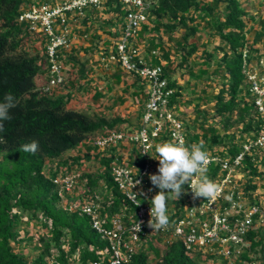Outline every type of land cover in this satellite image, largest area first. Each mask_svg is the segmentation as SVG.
Returning <instances> with one entry per match:
<instances>
[{"label": "trees", "instance_id": "16d2710c", "mask_svg": "<svg viewBox=\"0 0 264 264\" xmlns=\"http://www.w3.org/2000/svg\"><path fill=\"white\" fill-rule=\"evenodd\" d=\"M28 1L0 0V101L9 93L16 101V107L9 111L11 119L4 121V129L0 131V264H50L52 259L66 264L68 258H72L77 251L82 264L104 260L106 256L102 257L100 253L106 251L107 242L100 239L91 228L87 216L78 211L68 212L58 205L59 197L52 179L60 169L68 173L72 165L80 168L85 161L97 158L100 163L98 173H84L81 178L86 181L90 192H94L97 187L112 192L110 204L107 205L109 200L103 202L101 213L111 214L118 212L123 205L129 206L110 175L109 163L112 156L101 157L99 153L92 154L89 150L78 152L72 157L65 156L69 151L82 146L92 134L115 129L123 121L118 117L90 118L81 111L67 108L70 93L53 95L54 90L42 93L45 85L37 90L35 77L45 64L44 54L42 52L40 58L21 50L23 36L27 34L32 38L33 35L18 21L21 10ZM112 2H105L103 7L120 21L121 6ZM149 14L159 21L165 33L182 31L177 47L180 55L177 65L186 69L190 67V58L198 50V43L192 39L199 33L198 24L206 23L212 18L211 28L217 37L215 52H206L204 72L200 75L208 73L211 62L215 65L214 72L220 73L221 86L213 98L214 112L211 117L222 119V133H211L206 144L199 139L195 141L194 136L190 140L187 138V141L203 144L204 150L205 146L213 149L228 139L232 142V122L244 121L249 113L256 115L254 104L250 102V83L246 81L244 71L253 62L257 64L262 56L255 47L246 48L247 11L240 5L239 0H156L150 7ZM146 26L147 24L144 28ZM216 53H220V57ZM39 60L41 64L38 63ZM168 75V72H164L163 77L167 79L168 87L175 91L169 106L177 109L182 98V89ZM199 78L200 76L197 77ZM239 106L243 110L238 111L236 118L230 120ZM262 124V120L252 122L249 119L239 133L252 132L257 136ZM202 137L206 138L205 135ZM33 140L39 145L35 153L21 150L22 145ZM132 151L131 161L141 169L145 159L137 150ZM238 151L239 148L233 141L229 153L234 155ZM258 162L264 165V150ZM244 169L248 172L245 192L254 191L252 180L259 173L252 157L245 158ZM218 170L219 166L212 164L207 175L210 178L215 177ZM183 188L185 192V186ZM84 193L86 191L82 195ZM188 196L189 191L179 198L176 208L181 210ZM128 209L131 212L134 208L129 206ZM24 219L26 223H37L44 231L38 235L37 242H34L40 252L29 261L21 249L14 251L16 245L20 247L25 242L28 243V234L20 229ZM246 238L251 242L250 252L255 253V248L264 244V230L250 232ZM63 246H67V250ZM249 254L243 253L238 262L250 264ZM200 261L199 255H187L179 242H173L154 261L149 260L144 251H140L128 264H201Z\"/></svg>", "mask_w": 264, "mask_h": 264}, {"label": "built area", "instance_id": "2783aa9c", "mask_svg": "<svg viewBox=\"0 0 264 264\" xmlns=\"http://www.w3.org/2000/svg\"><path fill=\"white\" fill-rule=\"evenodd\" d=\"M107 1L121 6L120 22L116 27L119 33L113 41L112 50L106 51L101 60L108 64H118L126 73L144 82L145 99L140 124L135 131L126 133L116 129L106 130L87 139L80 146L84 147L81 152L87 148L90 152L99 153L101 157H113L109 163L110 175L118 192L134 208L133 211L128 212L129 206L123 205L118 212L102 214V204L111 199L112 192L101 187L94 192L88 191L87 187L83 188L82 172L76 166L74 169L71 167L68 173L60 169L52 179L60 202L65 199V207L62 208L87 216L91 228L100 239L107 242L106 251L100 253V256L106 258L86 264H128L140 251L154 259L161 257L173 242H179L187 255H199L207 261L218 258L237 262L243 253L249 252L250 264H264V244L252 253L251 242L246 238L250 232L264 230V207L254 191L245 192L246 184L240 188L238 183L243 177L239 171L243 170L248 178V172L244 169L245 158L252 157L257 167L264 150V64L261 58L257 64L253 62L244 71L245 79L250 83L248 90L255 116L263 122L261 131L257 136L252 132H247V136H239V151L235 155H227L228 146L221 148L218 153H208L207 174L209 166H219L215 177L208 176L220 187L217 197L194 199L189 185L185 184V192L189 191L190 194L186 204L181 210H168L170 226L157 231L148 227L150 203L155 195L148 179V174L153 171V151L156 145L163 142L190 145L179 114L175 107L169 106L175 91L168 87L162 66L149 62L150 56L157 57L158 52L152 50L147 56L140 46L139 34L149 22V9L156 0H58L52 3H33L28 9L23 8L18 21L33 35V39L42 43L46 84L41 92L48 93L65 82L61 57L70 45L71 18L79 17L88 8L100 9ZM257 66L262 70L253 69ZM127 145L130 148L123 157L120 150H125ZM133 149L145 159L141 169L130 160ZM258 152L261 155L256 156ZM109 204L110 200L107 202ZM138 223L141 225L140 231H137ZM63 247L65 249L66 246ZM50 264L62 263L52 259ZM66 264H82L79 252L68 258Z\"/></svg>", "mask_w": 264, "mask_h": 264}, {"label": "rangeland", "instance_id": "374dc122", "mask_svg": "<svg viewBox=\"0 0 264 264\" xmlns=\"http://www.w3.org/2000/svg\"><path fill=\"white\" fill-rule=\"evenodd\" d=\"M38 1L40 3H52L58 0H29L25 3L24 8L28 9L32 3ZM239 3L247 11L245 19L247 23L245 28L246 48L255 47L259 51V54H261V61L264 64V0H239ZM212 21L210 17L206 22L207 24H198L199 33L192 38L198 43V50L196 55L190 58L189 62L191 64L188 69L185 67L180 68L177 65V62L180 60L177 47L180 44L181 30L167 34L162 30L159 21L154 20V17L151 15L147 26L144 28L146 31L140 43L147 56H149L152 50L158 52L159 58L164 62L162 68L165 72H168V76L172 80L181 86L182 98L176 111L184 124L187 138L190 140V137L194 136L195 141L199 139L204 144L207 143V138L211 133L215 131L222 133L223 123L221 118L211 117L214 112L213 98L218 93L222 81L220 73L214 72V62H211V69L208 70L207 74L200 75L201 72H204L206 52H215L214 47L217 37L215 36L216 32L211 28ZM118 22V17L107 12L104 7L97 10L88 8L79 17L75 16L71 18L70 45L63 51V56L61 57L64 66L65 82L58 86V88H55L52 94L62 95L70 93L71 97L67 103V108L81 111L90 118L104 117L111 119L118 117L123 122L117 124L115 129L131 133L140 124L145 99L144 82L126 73L118 64H108L106 61L101 60L102 55L106 51L112 50L111 47L116 38L113 27ZM197 23L199 22L197 21ZM21 41V50L23 49L30 56L38 55V57H42L41 53L43 50L40 41L29 37V35L27 36V34L23 36ZM216 55L220 57V53H216ZM40 62L39 60L38 63L41 64L42 62ZM45 68L44 64L39 74L35 77L37 90L46 83ZM253 69L257 71L263 69L262 72H264V68L261 69L259 66ZM198 76H200L199 79H197ZM52 94L49 95L52 96ZM99 96L101 97L99 98ZM94 98L99 99L96 101ZM242 110V107L239 106L237 111L230 117V120L235 119L238 111L241 112ZM252 115V113H249V116L244 121L232 122L230 132H233L234 138L232 142L234 141L236 146L241 141L239 136H247L246 133L241 134L239 132L244 128L248 120L251 119L252 122L257 121L258 117ZM102 132L94 133L90 137ZM203 134L206 138L202 137L204 136ZM230 140L228 139L222 145L213 147V149L205 146V151L207 153L211 151L218 153L221 148L228 146L226 153L229 155V148L232 147ZM189 143L190 145L194 144ZM124 148L127 150L126 152L125 150H120L123 157L129 151L130 145ZM87 150L86 148L85 151ZM74 154H76V151L73 150L66 153L65 156L72 157ZM92 154L96 153L92 152ZM257 155H261V153L258 152ZM152 157V173H156L158 168L156 149L153 151ZM130 160H132L131 157ZM99 165V160L96 158L92 161H85L80 168L72 165V169L76 166L77 169H80L82 175L84 173L93 175L98 173ZM257 168L259 175L253 178V184L256 185L254 194H256L261 205L264 207V165L257 162ZM239 173L243 174V177L238 181L240 188H243L244 184H246V173L243 170L239 171ZM81 186L83 188L86 187V181L83 179ZM96 189L99 190L100 188L97 187ZM158 191L159 189L154 188L155 194ZM75 194L76 192L74 196H76ZM58 205L65 207V199L61 200V202L59 200ZM176 206L178 207L176 200H168L167 209L169 211L176 208ZM20 229H23L28 234L26 236L28 243L25 242L20 247L16 245L14 251L17 252L21 249V252L26 255L25 258L29 261L39 254L40 250L35 246L34 242H37L38 235L44 233V231L37 223H26L25 219L20 224ZM30 239L31 241L29 242L28 240ZM65 250H67V246ZM149 260L154 261L153 258H149ZM200 260L201 264H247L246 262L240 263L238 261H226L218 258L207 261L204 257H200Z\"/></svg>", "mask_w": 264, "mask_h": 264}, {"label": "clouds", "instance_id": "9594fccd", "mask_svg": "<svg viewBox=\"0 0 264 264\" xmlns=\"http://www.w3.org/2000/svg\"><path fill=\"white\" fill-rule=\"evenodd\" d=\"M15 107V98L10 93L0 101V131L4 129V121L11 119L9 111ZM38 147V142L33 140L22 145L21 150L35 153ZM156 154L157 172L148 174L151 185L159 189L151 199L149 210L148 227L154 231L170 226L167 202L169 199L178 201L185 184L189 185L194 199H215L220 191L219 185L207 175L206 164L209 156L203 144L186 146L183 142H163L156 145ZM140 228L138 223L137 231Z\"/></svg>", "mask_w": 264, "mask_h": 264}, {"label": "crops", "instance_id": "0c3cea01", "mask_svg": "<svg viewBox=\"0 0 264 264\" xmlns=\"http://www.w3.org/2000/svg\"><path fill=\"white\" fill-rule=\"evenodd\" d=\"M120 22V21H119ZM119 22H118V24L117 25H115L113 28V32H115V35L116 36H118V33H119V30L116 28V26H118L119 25ZM144 29V28H143ZM140 35V40L144 37L143 35H144V30H142V32L139 34ZM113 40V39H112ZM140 42H142V41H140ZM159 55V54H158ZM157 55V57L155 56V57H153V56H150V63L151 64H153V65H160V66H162L163 67V65H164V62L159 58L160 56H158ZM165 71V70H164ZM101 96H99V98H100ZM99 98H94V99H96V101H98V99ZM84 147H79V148H75L74 149V151H76V153L77 152H81V150L83 149ZM86 149V148H85Z\"/></svg>", "mask_w": 264, "mask_h": 264}]
</instances>
